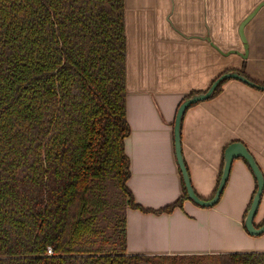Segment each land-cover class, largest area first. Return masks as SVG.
Here are the masks:
<instances>
[{"label":"trees","instance_id":"trees-1","mask_svg":"<svg viewBox=\"0 0 264 264\" xmlns=\"http://www.w3.org/2000/svg\"><path fill=\"white\" fill-rule=\"evenodd\" d=\"M126 95L124 0H0V264H264L128 253Z\"/></svg>","mask_w":264,"mask_h":264},{"label":"crops","instance_id":"crops-1","mask_svg":"<svg viewBox=\"0 0 264 264\" xmlns=\"http://www.w3.org/2000/svg\"><path fill=\"white\" fill-rule=\"evenodd\" d=\"M124 4L127 186L135 202L149 210L127 211L128 253L264 252V233L251 235L243 223L257 188L248 164L242 157L234 158L218 202L202 207L183 198L174 142L176 111L190 93L206 91L231 70H242L249 80L264 85V0H124ZM251 13L242 28L244 43L239 28ZM232 142L246 146L264 178V89L236 78L227 79L212 97L190 105L182 118V156L192 187L202 199L212 198L224 150ZM180 198L181 205L159 211ZM263 219L264 187L254 223Z\"/></svg>","mask_w":264,"mask_h":264},{"label":"water","instance_id":"water-1","mask_svg":"<svg viewBox=\"0 0 264 264\" xmlns=\"http://www.w3.org/2000/svg\"><path fill=\"white\" fill-rule=\"evenodd\" d=\"M258 7V6H257ZM257 7L252 11V13L257 9ZM248 15L246 19L241 23L240 28H239V34L242 38V41L246 43V40L243 35V25L245 21L252 15ZM246 46H245V53H246ZM229 78H236L239 79L251 86L258 87L260 89H264V85H259L252 80H249L246 76L242 75L238 70H231L226 73L221 74L218 76L212 84L208 87V89L204 92H198L191 94L187 98H185L180 105L178 106V109L176 111V116H175V121H174V142H175V153H176V158L180 167V170L182 172V179L184 182V186L187 192L188 199H190L192 202L195 204L202 206V207H209L213 206L216 204L222 194L223 188L225 186L226 180L228 178L230 168L232 165V161L236 157H242L247 160L250 168L253 171V174L256 178L257 181V188L254 192L251 204L249 209L246 212V215L244 217V226L247 230V232L251 235H259L264 233V223L261 226H256L254 223V219L259 207L261 195L263 192V187H264V178L262 175V172L257 165L254 157L252 154L249 152V150L246 148V146L241 143V142H232L229 144L225 150H224V163H223V168H222V174L217 186V189L211 199L204 200L202 199L193 189L190 177L188 174V171L186 169L183 156H182V149H181V123H182V118L184 115L185 110L192 104L208 99L213 96L215 89L217 85L224 79H229Z\"/></svg>","mask_w":264,"mask_h":264},{"label":"built area","instance_id":"built-area-1","mask_svg":"<svg viewBox=\"0 0 264 264\" xmlns=\"http://www.w3.org/2000/svg\"><path fill=\"white\" fill-rule=\"evenodd\" d=\"M48 253H52V250L50 247H48V250H47Z\"/></svg>","mask_w":264,"mask_h":264}]
</instances>
